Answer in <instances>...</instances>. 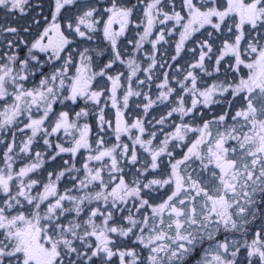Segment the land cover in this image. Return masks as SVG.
<instances>
[{"label":"snow or ice","instance_id":"snow-or-ice-1","mask_svg":"<svg viewBox=\"0 0 264 264\" xmlns=\"http://www.w3.org/2000/svg\"><path fill=\"white\" fill-rule=\"evenodd\" d=\"M0 264H264V0H0Z\"/></svg>","mask_w":264,"mask_h":264}]
</instances>
